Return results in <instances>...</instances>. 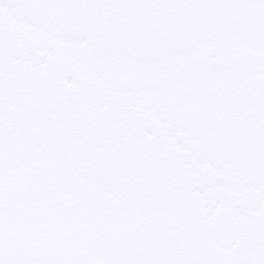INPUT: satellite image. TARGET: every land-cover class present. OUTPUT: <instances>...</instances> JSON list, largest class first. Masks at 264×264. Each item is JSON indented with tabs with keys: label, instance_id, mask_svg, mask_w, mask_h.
Returning a JSON list of instances; mask_svg holds the SVG:
<instances>
[{
	"label": "snow or ice",
	"instance_id": "6c2138e0",
	"mask_svg": "<svg viewBox=\"0 0 264 264\" xmlns=\"http://www.w3.org/2000/svg\"><path fill=\"white\" fill-rule=\"evenodd\" d=\"M0 264H264V0H0Z\"/></svg>",
	"mask_w": 264,
	"mask_h": 264
}]
</instances>
